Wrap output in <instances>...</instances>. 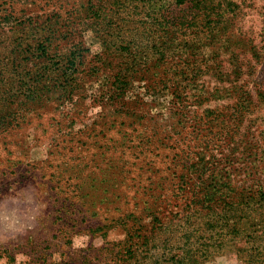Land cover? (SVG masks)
Segmentation results:
<instances>
[{
  "label": "rangeland",
  "instance_id": "1",
  "mask_svg": "<svg viewBox=\"0 0 264 264\" xmlns=\"http://www.w3.org/2000/svg\"><path fill=\"white\" fill-rule=\"evenodd\" d=\"M0 264H264V0H0Z\"/></svg>",
  "mask_w": 264,
  "mask_h": 264
},
{
  "label": "trees",
  "instance_id": "2",
  "mask_svg": "<svg viewBox=\"0 0 264 264\" xmlns=\"http://www.w3.org/2000/svg\"><path fill=\"white\" fill-rule=\"evenodd\" d=\"M179 1H181V0H179Z\"/></svg>",
  "mask_w": 264,
  "mask_h": 264
}]
</instances>
